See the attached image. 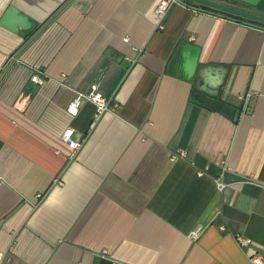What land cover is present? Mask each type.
<instances>
[{"label":"crops","instance_id":"obj_1","mask_svg":"<svg viewBox=\"0 0 264 264\" xmlns=\"http://www.w3.org/2000/svg\"><path fill=\"white\" fill-rule=\"evenodd\" d=\"M158 1L0 0L5 264L264 255V26L191 0L159 26ZM92 85L116 104L95 120Z\"/></svg>","mask_w":264,"mask_h":264},{"label":"built area","instance_id":"obj_2","mask_svg":"<svg viewBox=\"0 0 264 264\" xmlns=\"http://www.w3.org/2000/svg\"><path fill=\"white\" fill-rule=\"evenodd\" d=\"M178 3L185 4V0H159L156 3L155 8H154V12L159 17V22H158L159 26H161V22L165 16L166 12L168 11L169 7L173 4H178ZM125 40H127V38H125ZM31 80H33L35 82H41L42 77H40L38 75H33L31 77ZM80 96L81 95H78L73 101H71L69 103V106H68L69 112L75 113L77 111V107H78L79 101H80ZM86 97L88 99H90L92 102H94L96 105V113L94 116V120L97 119L104 111L114 110L116 108V104L115 103L111 104L99 91H97L95 85L91 86V91L86 95ZM91 125H93V123H91ZM70 132H71V129L65 130V132L63 134V139L71 147H77L78 143H76L75 141H73L69 137ZM176 155L177 154H175L173 156H176ZM178 155H183V152L179 151ZM216 181H217V184L220 188H222L224 186L223 182L221 181V174L219 175V177H217ZM196 232L197 231H194V234ZM235 238H236L237 242L242 244V245H246L250 241V239H248L247 237H244L243 235H241L239 233L235 234ZM249 259H250L252 264H264V255H262V254L254 253L249 257ZM0 264H5L3 261V253L1 251H0Z\"/></svg>","mask_w":264,"mask_h":264},{"label":"water","instance_id":"obj_3","mask_svg":"<svg viewBox=\"0 0 264 264\" xmlns=\"http://www.w3.org/2000/svg\"><path fill=\"white\" fill-rule=\"evenodd\" d=\"M191 1L199 3V4L207 5L210 7H214V8L223 10V11H227V12H230L233 14L241 15V16H244V17L249 18V19L261 21L264 23V16H260V15L242 10V9L235 7V6H232V5L221 4V3L211 1V0H191ZM237 1L249 4L252 6H256L260 0H237ZM189 58H190L189 64H191V67H192V65L195 64V53L192 52ZM208 102L212 103L213 106L217 107L218 109H231L227 105L221 104L214 99H208ZM231 113L233 114L234 118H236L238 115L237 110L235 111V110L231 109Z\"/></svg>","mask_w":264,"mask_h":264},{"label":"trees","instance_id":"obj_4","mask_svg":"<svg viewBox=\"0 0 264 264\" xmlns=\"http://www.w3.org/2000/svg\"><path fill=\"white\" fill-rule=\"evenodd\" d=\"M188 2H189V0H188ZM200 5H201V7L203 9L212 10L214 12H218V13H220L222 15H225V16H228V17H233V18L238 19V20H248V21H251V22H254V23H257L259 25L264 26V23L261 22V21L249 19V18H246L244 16L233 14V13H230V12H227V11H223V10H220V9H217V8H214V7H210V6H207V5H203V4H200Z\"/></svg>","mask_w":264,"mask_h":264}]
</instances>
